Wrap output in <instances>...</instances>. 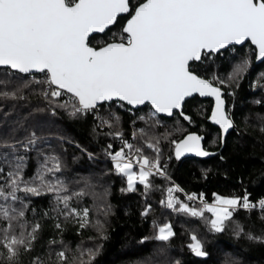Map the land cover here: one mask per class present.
<instances>
[{"label": "snow or ice", "instance_id": "snow-or-ice-1", "mask_svg": "<svg viewBox=\"0 0 264 264\" xmlns=\"http://www.w3.org/2000/svg\"><path fill=\"white\" fill-rule=\"evenodd\" d=\"M253 56L264 62V0H0V264H94L101 246L69 247L62 238L69 223L77 235L92 228L107 239L106 220L99 217L111 214L109 188L100 185L97 192L86 178L81 183L65 175L63 145L72 141L54 131L58 116L91 122L94 137L119 142L115 149L112 142L103 147L111 161L106 171L121 178L122 193L142 188L140 216L146 219L153 211L148 198L158 187L153 178L171 182L173 156L215 155L203 135L182 123L203 126L186 104L197 95L213 98L205 120L218 126L211 143L223 146L230 130H238L226 96H235ZM219 62L229 65L227 74L218 71ZM259 88L264 91V84ZM33 97L40 102L29 105ZM257 116L264 133V115ZM158 126L166 131L155 134ZM162 140L170 147L166 159ZM164 191L162 207L204 220L212 233L230 231L237 240L264 244V229L254 232L247 223L253 214L264 223V196L250 198L247 189L242 195L213 193L209 203L202 194H186L188 201L200 200L196 207L174 195L183 192L174 182ZM44 197L50 207L38 212L34 198ZM45 222L52 230L47 238ZM153 227V236L143 240L160 242L161 251L171 247L172 224L154 219ZM187 250L208 264L210 253L195 233ZM216 264L242 262L222 250Z\"/></svg>", "mask_w": 264, "mask_h": 264}, {"label": "trees", "instance_id": "trees-1", "mask_svg": "<svg viewBox=\"0 0 264 264\" xmlns=\"http://www.w3.org/2000/svg\"><path fill=\"white\" fill-rule=\"evenodd\" d=\"M103 38V35H97ZM250 50V44L245 45ZM239 48V47H238ZM219 72L227 74L230 71L228 64L219 62ZM264 63L256 64L254 56L251 58L250 68L239 81V87L235 89V96H226L227 108L233 115L238 130L231 132L225 139L223 146L218 140L211 143L216 137V127H213L205 116L210 114L212 102L196 97L186 104V110L198 120L202 127L189 126L183 122L188 130H196L205 137L204 146L210 152H217L213 157L207 159L185 158L176 160L173 156L168 161V173L187 193H204L209 203L214 199L213 193L231 196L242 195L247 189L251 193L250 198L264 196V133L259 131L261 121L257 114L264 115V91L259 88L264 84ZM256 84V87L252 85ZM261 100V104L253 101ZM40 101L33 97L29 105H35ZM22 103V102H21ZM147 108L144 113L146 114ZM202 113V115H200ZM245 117L248 118L245 124ZM58 127L54 131L66 136L67 140L63 147L66 152L62 153L67 162L65 175L81 181L87 179L97 185L96 191H102L100 185L109 188L107 202L112 205L111 214L101 220H106L105 229L107 239L100 240L95 229L89 228L77 235L76 226L71 223L66 225V230L62 238L69 247L75 248L78 243L83 247H92L99 244L100 251L95 258L94 264H171L175 259L181 264H199L200 258L192 256L187 250L191 234L195 233L198 238L204 241L210 253L208 264H216L221 258V251H229L236 255L242 264H264V244H253L245 240H237L230 231L225 233H212L204 220L196 217L183 216L172 212L159 204V200L166 198L164 191L170 182L155 177L154 183L158 187L152 191L148 201L153 206V211L148 218L140 216V211L145 202V197L141 195L142 188L137 192L122 193L121 187L126 186L121 178L108 173L106 170L111 167V162L103 152V147L108 142H112L114 149L118 148L119 142L112 141L110 137H94L91 131V122H75L66 116H58ZM125 134L131 139V125L128 123L127 114H123ZM137 127H145L142 121H137ZM168 125L174 128L175 125L169 120ZM166 131L165 127L158 126L154 129L155 134ZM179 135V134H178ZM80 144L87 151L94 153L90 160L86 152H81L75 147ZM59 150L58 145H54ZM161 148L164 158L170 154V147L166 140L161 141ZM146 151H150L145 149ZM220 155L224 156L221 160ZM76 157L73 159V157ZM101 173H104L103 175ZM243 181V183H241ZM179 197L178 195H176ZM180 200H182L179 197ZM37 211L49 208L47 197L34 198ZM183 201V200H182ZM86 204H91V197H86ZM206 216L210 215L208 213ZM157 223H171L176 236L173 238L171 247H163L160 242L153 239L143 240V237H152L155 231L153 220ZM44 229V238L52 235L50 227ZM252 226L254 232L259 233L264 229V223L260 221L256 214L247 222ZM96 237L89 240L88 237ZM143 241V242H142Z\"/></svg>", "mask_w": 264, "mask_h": 264}, {"label": "water", "instance_id": "water-1", "mask_svg": "<svg viewBox=\"0 0 264 264\" xmlns=\"http://www.w3.org/2000/svg\"><path fill=\"white\" fill-rule=\"evenodd\" d=\"M96 35H103V34H96ZM246 44H250V42H246ZM237 47H241V46H237ZM259 63H264V62H261V61H257L256 60V64H259ZM196 97H198V98H200V99H202V100H207V101H211L212 102V106H213V104H214V100H213V98H211V97H199L198 95L196 96ZM195 97V98H196ZM190 100H191V98H190ZM226 107H227V101H226ZM208 123L209 124H211L212 125V123L210 122V121H208ZM213 127H218V126H215V125H212ZM230 133H231V130H230ZM199 134V133H198ZM228 135H226V137H227ZM226 137H225V139H226ZM203 143H205V140H204V142ZM215 153V155L217 154V152H214ZM215 155H213V156H215ZM213 156H209V157H197V156H195L194 154H186L185 156H183V157H181L180 159H185V158H198V159H207V158H210V157H213ZM201 259V258H200Z\"/></svg>", "mask_w": 264, "mask_h": 264}, {"label": "built area", "instance_id": "built-area-1", "mask_svg": "<svg viewBox=\"0 0 264 264\" xmlns=\"http://www.w3.org/2000/svg\"><path fill=\"white\" fill-rule=\"evenodd\" d=\"M110 160V159H109ZM111 162V161H110ZM170 182V181H169ZM174 182L176 185H178L174 180L171 179L170 185L168 187L171 186V183ZM179 186V185H178ZM180 187V186H179ZM181 188V187H180ZM186 194H192V193H187L183 190V192H175L174 195H178L184 202L189 203L192 206H199L200 205V200H194V201H188L187 200V196ZM197 195V197H199L201 194L203 195L204 199L207 200V197L204 193H195Z\"/></svg>", "mask_w": 264, "mask_h": 264}, {"label": "rangeland", "instance_id": "rangeland-1", "mask_svg": "<svg viewBox=\"0 0 264 264\" xmlns=\"http://www.w3.org/2000/svg\"><path fill=\"white\" fill-rule=\"evenodd\" d=\"M250 68V67H249ZM196 207H199V206H196Z\"/></svg>", "mask_w": 264, "mask_h": 264}]
</instances>
